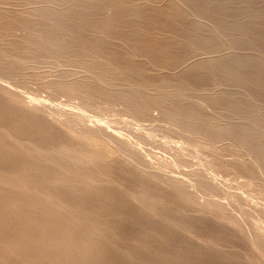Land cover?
Returning a JSON list of instances; mask_svg holds the SVG:
<instances>
[{"label":"bare ground","instance_id":"obj_1","mask_svg":"<svg viewBox=\"0 0 264 264\" xmlns=\"http://www.w3.org/2000/svg\"><path fill=\"white\" fill-rule=\"evenodd\" d=\"M135 1L0 0V74L80 101L155 106L219 143L216 164L226 142L251 154L230 149L224 167L262 180L264 0ZM4 85L0 264H264L262 236L243 254L220 247L249 241L235 220L200 214L226 218L223 205L140 171L129 148L54 125Z\"/></svg>","mask_w":264,"mask_h":264},{"label":"rangeland","instance_id":"obj_2","mask_svg":"<svg viewBox=\"0 0 264 264\" xmlns=\"http://www.w3.org/2000/svg\"><path fill=\"white\" fill-rule=\"evenodd\" d=\"M143 1L144 0H140V1L136 0L135 3H142ZM19 31L20 30H18L17 32ZM161 72H157L156 74L160 75L162 74ZM10 76H5L0 74V81H1L0 84L2 85L6 84L4 85V87L7 86L6 88H8L10 91H13V94L19 97V99L22 98L21 99L22 101H24L23 100L24 98L25 101H27L26 102L27 104L31 103L32 99H36L37 103L36 101L33 100L36 104L35 103L33 104L32 101V105L31 104L29 105L34 106L35 108L37 107L38 109L40 108L42 113H44L48 117L51 114L52 115L50 116L51 122L54 121L55 124L54 122H52L54 125L59 124L60 127L62 126L63 128L69 127L67 129H71L73 130V132L76 131L77 134L78 133L85 134L90 131L95 134L97 139L99 138L100 141H102L105 144L107 143V145L109 146L116 147V145L117 146L119 145L127 149L129 148V152L132 157L133 156H136L137 158L140 157L138 159L139 162L137 166L139 169L142 167L140 171H144V172L148 171L147 173L155 174V176L158 175L157 177L163 181L166 180L169 181V179L170 181L175 180L174 182H178L181 186L183 185L182 187L185 189V191L187 190L186 192L190 191L189 194H191L196 200V202L199 204L207 203L208 200L210 199L211 201L209 200V202L214 203V205L219 208H221V206L223 205L221 209L225 214L227 212L228 214V215L226 214L227 219L214 218L205 212H200V214L204 216L203 218L205 217L207 218L208 216L209 219H211L209 221H211L212 223L215 222L216 225H217L216 222L219 223L220 221V223L217 226H222L223 222H226L224 225L226 226V224H228L226 227H229V224H231L230 225L231 227L235 222H238L237 224L241 227L243 231L242 236L243 237L245 236V239L249 241L248 242L246 241L247 243H245V245L247 244L246 245L247 248L245 247V245L244 246L238 245L236 243L233 244L232 242L230 243V241H226L223 244L226 245L228 243L227 245H229L228 246L229 249L227 246L224 247L221 246L223 244H220V247H223L222 249L225 248L226 250L231 251V250H236V248L240 246L239 249L237 250H239V252L243 254L245 253V251L247 252L248 250H250V245L257 236L264 237V211H263L264 184L261 185L262 183H264V178H262V180L261 179L259 180V179H254L249 175L247 176L246 174L243 176L240 173L238 174L237 172L231 171V169L227 167L236 157L233 154H235L237 151L242 152L241 148L238 147L237 145L230 142H226L227 146L225 145V150L222 151L221 153L223 155L222 156L220 155L221 159L219 160V163L216 164L214 160L215 151L213 150H215L216 146L220 145L219 143H218L219 145L215 144L210 139H208L207 136L197 134L198 132H196V130L185 128L174 120L171 121L172 118L171 116H169V114L161 111L159 108L155 106L140 108V107H133L127 104L125 105V103H121L120 101L113 102L111 100H103V99H94V100L90 99L84 101L81 99L80 101V98L79 97L76 98V96L74 95L68 96L67 94H58V95L53 94L51 92L52 91L51 88H49L50 89L49 90L48 87H41L35 79L30 80V78H27L30 80L28 81L26 78L22 77L21 75L19 76L10 75ZM7 77L10 79L8 80ZM24 84L26 85V87L24 86ZM118 86L121 87V85ZM118 86L116 87L120 89V87ZM210 88L211 90H208V92L209 91L214 92L215 89L217 90V88L213 86ZM39 104L40 106H37ZM132 107L134 110L132 109ZM147 109H150V111ZM66 122L69 124H67ZM199 139L201 140V142ZM202 141H204L205 143ZM114 142L116 145L112 144ZM206 142L208 145L206 144ZM230 149L233 150L232 151L233 154L231 153ZM234 149H236L235 152ZM223 152H225L226 154ZM242 154L243 156L241 155L240 159L243 157L242 160L245 159L244 161H248V163L250 162V160H251L250 163L254 161L251 154L247 152H242ZM213 155H214V159H213ZM230 157L234 159H231ZM223 159L225 160L223 161ZM226 164L227 166L224 167V165ZM237 178H239V180ZM181 182H183L184 184H182ZM203 185L210 186L209 188L210 189L212 188L211 189L212 191L210 189L207 191H205V189L203 190L204 187ZM247 186H249L250 188ZM258 187H262L263 189L259 188L258 190ZM256 189L262 194L259 193ZM194 214L196 217L198 215H199L198 217H200L199 212L197 215L196 213ZM234 220L235 222H232ZM258 227L260 228V230ZM223 231L225 232V230H222V232ZM240 248L242 250H240Z\"/></svg>","mask_w":264,"mask_h":264}]
</instances>
